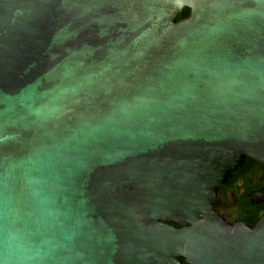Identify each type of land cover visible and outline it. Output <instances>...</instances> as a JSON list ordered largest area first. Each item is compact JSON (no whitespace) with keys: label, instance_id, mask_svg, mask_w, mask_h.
Wrapping results in <instances>:
<instances>
[{"label":"water","instance_id":"95a60500","mask_svg":"<svg viewBox=\"0 0 264 264\" xmlns=\"http://www.w3.org/2000/svg\"><path fill=\"white\" fill-rule=\"evenodd\" d=\"M247 158L264 0H0V264H264Z\"/></svg>","mask_w":264,"mask_h":264},{"label":"flooded vegetation","instance_id":"af4514ba","mask_svg":"<svg viewBox=\"0 0 264 264\" xmlns=\"http://www.w3.org/2000/svg\"><path fill=\"white\" fill-rule=\"evenodd\" d=\"M217 199L216 212L227 223L254 228L264 216V165L247 158L219 189Z\"/></svg>","mask_w":264,"mask_h":264},{"label":"trees","instance_id":"16d2710c","mask_svg":"<svg viewBox=\"0 0 264 264\" xmlns=\"http://www.w3.org/2000/svg\"><path fill=\"white\" fill-rule=\"evenodd\" d=\"M188 13H189L188 10L184 9L182 14L178 16L177 21L183 20L184 18L188 17Z\"/></svg>","mask_w":264,"mask_h":264}]
</instances>
